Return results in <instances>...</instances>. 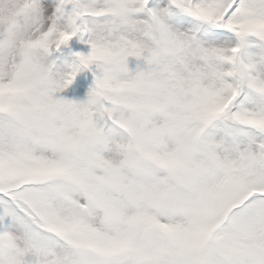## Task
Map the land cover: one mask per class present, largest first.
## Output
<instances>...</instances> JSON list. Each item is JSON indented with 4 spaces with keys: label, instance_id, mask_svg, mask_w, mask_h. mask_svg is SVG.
I'll list each match as a JSON object with an SVG mask.
<instances>
[{
    "label": "snow or ice",
    "instance_id": "snow-or-ice-1",
    "mask_svg": "<svg viewBox=\"0 0 264 264\" xmlns=\"http://www.w3.org/2000/svg\"><path fill=\"white\" fill-rule=\"evenodd\" d=\"M0 264H264V0H0Z\"/></svg>",
    "mask_w": 264,
    "mask_h": 264
},
{
    "label": "rangeland",
    "instance_id": "rangeland-1",
    "mask_svg": "<svg viewBox=\"0 0 264 264\" xmlns=\"http://www.w3.org/2000/svg\"><path fill=\"white\" fill-rule=\"evenodd\" d=\"M72 49L75 51H87L86 45L80 43V38L73 41ZM69 57H71V52L68 49H65L64 55L59 61H66ZM93 83L94 78L91 76V73H81L77 76L73 85L70 86V89H72L73 95L76 96L80 85H87L90 89Z\"/></svg>",
    "mask_w": 264,
    "mask_h": 264
},
{
    "label": "trees",
    "instance_id": "trees-1",
    "mask_svg": "<svg viewBox=\"0 0 264 264\" xmlns=\"http://www.w3.org/2000/svg\"><path fill=\"white\" fill-rule=\"evenodd\" d=\"M70 55V54H68ZM72 56L69 57V59H67L66 61H58L57 62V67L58 68H64L67 66L68 63H71L72 62ZM89 90L88 86L87 85H80L79 89H78V92H77V95L74 96L73 95V92H72V89H69L63 94L66 98L68 99H72V100H83L86 98V95H87V91Z\"/></svg>",
    "mask_w": 264,
    "mask_h": 264
}]
</instances>
